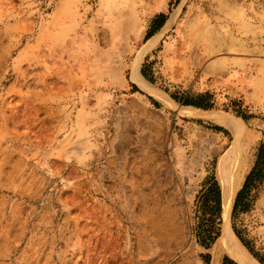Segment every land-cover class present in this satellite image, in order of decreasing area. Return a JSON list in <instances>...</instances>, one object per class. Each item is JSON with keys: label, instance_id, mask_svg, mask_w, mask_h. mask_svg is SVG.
<instances>
[{"label": "rangeland", "instance_id": "374dc122", "mask_svg": "<svg viewBox=\"0 0 264 264\" xmlns=\"http://www.w3.org/2000/svg\"><path fill=\"white\" fill-rule=\"evenodd\" d=\"M156 33L139 72L172 107L130 79ZM180 107L241 121L226 227L263 264L264 164L232 205L264 144V0H0V264L232 258L216 165L233 135Z\"/></svg>", "mask_w": 264, "mask_h": 264}, {"label": "bare ground", "instance_id": "6f19581e", "mask_svg": "<svg viewBox=\"0 0 264 264\" xmlns=\"http://www.w3.org/2000/svg\"><path fill=\"white\" fill-rule=\"evenodd\" d=\"M176 12L172 13L171 17L166 22L165 26L161 31L166 29L172 22L173 17L176 15ZM174 20V19H173ZM161 33V32H160ZM160 37L159 33H156L147 45L136 55L130 65V79L145 93L154 97L158 100L164 107H172V103L161 91L156 90L149 84L139 72V64L142 54L145 50L153 46L158 38ZM178 113L184 116H204L213 118L218 124L228 128L233 135L232 146L227 149L219 158L216 165V174L219 186L221 188V201H222V220L224 221V232L223 238L224 243L227 246L226 250L228 254L238 261L240 264H259L255 259H253L246 250L240 245L236 237L229 232L226 227L228 220V213L231 205V199L234 190L239 185L242 178V169L243 165L237 148V142L235 143L236 136L241 132V121L231 116L220 115L217 113H207L196 110L192 107H180ZM200 118V117H199ZM243 126V125H242ZM238 141V140H237ZM242 146V145H241ZM236 148V149H235ZM157 229V228H156Z\"/></svg>", "mask_w": 264, "mask_h": 264}, {"label": "trees", "instance_id": "16d2710c", "mask_svg": "<svg viewBox=\"0 0 264 264\" xmlns=\"http://www.w3.org/2000/svg\"><path fill=\"white\" fill-rule=\"evenodd\" d=\"M151 33L147 34L146 37H148ZM205 96L204 95L198 96V100L191 101V102H185V103L191 104V105L198 107V108L206 109L207 107H209V105H207L206 102H204ZM262 164H264V144H259L257 146V149H256L254 164H253L252 168L249 170V172L245 175L241 188L236 192L235 199H234L233 205H232V210L235 208L236 201L239 200L241 194L253 182V180L257 179L259 177V175L261 174V170L263 169L261 167ZM215 191H216L215 200L218 203L219 190H218L217 186H215ZM241 243L244 244L242 241H241Z\"/></svg>", "mask_w": 264, "mask_h": 264}, {"label": "crops", "instance_id": "0c3cea01", "mask_svg": "<svg viewBox=\"0 0 264 264\" xmlns=\"http://www.w3.org/2000/svg\"><path fill=\"white\" fill-rule=\"evenodd\" d=\"M211 264H238L235 260L228 257L227 255H223L214 259L213 263Z\"/></svg>", "mask_w": 264, "mask_h": 264}]
</instances>
